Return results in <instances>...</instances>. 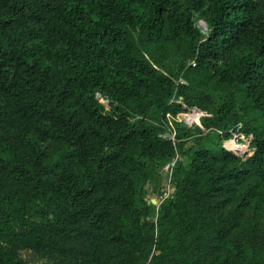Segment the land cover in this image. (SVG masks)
<instances>
[{
  "label": "trees",
  "instance_id": "trees-1",
  "mask_svg": "<svg viewBox=\"0 0 264 264\" xmlns=\"http://www.w3.org/2000/svg\"><path fill=\"white\" fill-rule=\"evenodd\" d=\"M263 189L264 0H0V264H264Z\"/></svg>",
  "mask_w": 264,
  "mask_h": 264
},
{
  "label": "rangeland",
  "instance_id": "rangeland-1",
  "mask_svg": "<svg viewBox=\"0 0 264 264\" xmlns=\"http://www.w3.org/2000/svg\"><path fill=\"white\" fill-rule=\"evenodd\" d=\"M195 24L202 32L207 31V25L204 22L203 19L196 16L195 18ZM204 24V25H202ZM104 106L105 110L109 111V105L108 102L105 100H100ZM185 113H178L176 116V119L178 121H181L184 125L187 127L192 128L194 126L193 122L191 121L190 117L188 115H184ZM176 133L175 126L173 124H168L167 129L163 132L164 136L167 137H174ZM235 133L234 137L230 138V140H233L235 143L240 144L242 146V152H239L237 150L234 151L237 155H239L241 160H244L248 155L252 154L253 149H249V141L250 136H244L242 137L241 133H237L233 131V134ZM229 140V139H228ZM227 140V142H228ZM229 140V141H230ZM223 141L224 144H227ZM163 172L164 177L161 180V188L160 193L161 194H153L150 190V187L145 186L143 190V196L147 199L149 203L155 206V211L157 210L160 199L163 195V193L166 191H169L172 195L173 193V186L171 182L169 181L168 174L166 173V170L164 167L161 169ZM264 190V189H263ZM153 199L155 200V203H153ZM216 201V199H212V202ZM216 212H220L221 215L228 216L229 217V224H230V230L231 233L236 234L238 236H264V205L257 201H252L249 204L239 206L237 202L234 201H226L223 204L220 205L216 210ZM20 255L22 256L24 260V264H52L49 260L42 258L38 256L35 252L32 250L23 248L20 250ZM168 264H176L174 262H169Z\"/></svg>",
  "mask_w": 264,
  "mask_h": 264
},
{
  "label": "built area",
  "instance_id": "built-area-1",
  "mask_svg": "<svg viewBox=\"0 0 264 264\" xmlns=\"http://www.w3.org/2000/svg\"><path fill=\"white\" fill-rule=\"evenodd\" d=\"M192 64H194V62H192ZM96 96H97V98H98L99 100L102 99V100L107 101V99L103 98L98 92L96 93ZM107 102H108V101H107ZM184 115H185V114H184ZM186 115H188V116L190 117L191 121L193 122V119L191 118V115H189V114H186ZM240 127H241V124L239 123V124L237 125V128H236L234 131L237 132V133H241L242 137H244V136H247V137H248V135H244L242 132L239 131V128H240ZM216 130H217L218 132H221V131L218 130V129H216ZM234 135H235V133H234V134L232 133V136H231V137L233 138ZM166 137H167V136H166ZM168 138L174 140V137H168ZM229 140H230V139H229ZM229 140H228V141H229ZM230 141L233 142V140H230ZM225 142H227V140H226ZM248 143H249V145H250V141H249ZM224 147L227 148V149H229L227 144H224ZM248 147H249V149L251 148L250 146H248ZM229 150H231V149H229ZM236 150L239 151V152H242V150H239V149H236ZM175 160H176V157H174L171 161L167 162V163L163 166L164 169L166 170V173L168 174L169 181H170V175H171L172 167H173V165H174ZM169 196H171L170 192H169V191H167V192L165 191V192L163 193V195H162L160 201H161L163 198H166V197H169Z\"/></svg>",
  "mask_w": 264,
  "mask_h": 264
},
{
  "label": "bare ground",
  "instance_id": "bare-ground-1",
  "mask_svg": "<svg viewBox=\"0 0 264 264\" xmlns=\"http://www.w3.org/2000/svg\"><path fill=\"white\" fill-rule=\"evenodd\" d=\"M202 25H204V24H202ZM227 145H228V148L231 150H236V149L243 150L242 146L240 144L235 143L234 141L233 142L228 141Z\"/></svg>",
  "mask_w": 264,
  "mask_h": 264
},
{
  "label": "water",
  "instance_id": "water-1",
  "mask_svg": "<svg viewBox=\"0 0 264 264\" xmlns=\"http://www.w3.org/2000/svg\"><path fill=\"white\" fill-rule=\"evenodd\" d=\"M153 203H155V200L153 199V201H152Z\"/></svg>",
  "mask_w": 264,
  "mask_h": 264
}]
</instances>
